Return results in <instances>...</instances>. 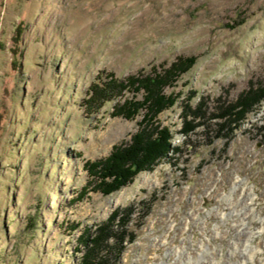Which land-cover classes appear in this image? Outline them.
<instances>
[{"label":"rangeland","instance_id":"rangeland-1","mask_svg":"<svg viewBox=\"0 0 264 264\" xmlns=\"http://www.w3.org/2000/svg\"><path fill=\"white\" fill-rule=\"evenodd\" d=\"M189 57L159 116L179 151L103 194L86 165L130 142L143 112H116L143 92L93 107L92 88ZM251 85L264 0H0V264H80L84 232L125 209L117 264H264V100L223 135L214 116Z\"/></svg>","mask_w":264,"mask_h":264},{"label":"trees","instance_id":"trees-1","mask_svg":"<svg viewBox=\"0 0 264 264\" xmlns=\"http://www.w3.org/2000/svg\"><path fill=\"white\" fill-rule=\"evenodd\" d=\"M194 62V57L179 59L178 63H173L170 67L159 71L153 68L149 74L138 73L124 81L111 76L101 87L92 88V94L86 104L93 107L123 95L126 89L134 93L143 92L141 99L135 96L127 98L118 106L116 112L117 115L127 119L143 112L139 128L132 135L130 142L114 146L107 157L86 165L90 176L98 181V189L103 194L107 195L120 189L131 182L140 171L154 168L172 151H179L180 147L173 145L174 132L169 126L160 123L159 116L177 100L176 96L166 93V88L176 81V76L187 71ZM263 100L264 85L257 87L251 85L235 102L228 104L223 112L214 115L222 121L221 126L223 125L216 135H223L224 132H220L224 129L231 128L233 131L239 127L251 111L258 109ZM200 111V105L196 108L188 105L187 111L183 112L180 132L186 138L203 124L199 120L202 117ZM212 140L209 139V142ZM128 210L113 211L107 220L97 226L93 235L89 231L84 232L83 238L87 246L80 264H117L127 243L135 238V234L128 228Z\"/></svg>","mask_w":264,"mask_h":264},{"label":"bare ground","instance_id":"bare-ground-1","mask_svg":"<svg viewBox=\"0 0 264 264\" xmlns=\"http://www.w3.org/2000/svg\"><path fill=\"white\" fill-rule=\"evenodd\" d=\"M245 259L249 260V261H254L255 257H254V255H252V256H249V257H245ZM215 262L218 263V261H215Z\"/></svg>","mask_w":264,"mask_h":264}]
</instances>
